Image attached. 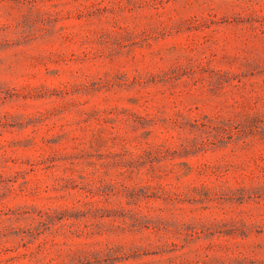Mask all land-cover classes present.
Returning a JSON list of instances; mask_svg holds the SVG:
<instances>
[{
    "label": "rangeland",
    "instance_id": "374dc122",
    "mask_svg": "<svg viewBox=\"0 0 264 264\" xmlns=\"http://www.w3.org/2000/svg\"><path fill=\"white\" fill-rule=\"evenodd\" d=\"M0 264H264V0H0Z\"/></svg>",
    "mask_w": 264,
    "mask_h": 264
}]
</instances>
